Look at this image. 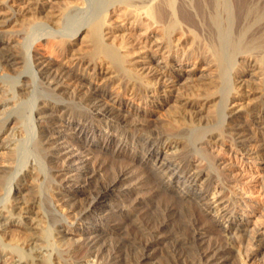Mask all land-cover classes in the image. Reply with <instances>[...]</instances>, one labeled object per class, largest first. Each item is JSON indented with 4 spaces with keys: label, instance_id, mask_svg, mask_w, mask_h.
Listing matches in <instances>:
<instances>
[{
    "label": "bare ground",
    "instance_id": "1",
    "mask_svg": "<svg viewBox=\"0 0 264 264\" xmlns=\"http://www.w3.org/2000/svg\"><path fill=\"white\" fill-rule=\"evenodd\" d=\"M113 17L125 26L111 24ZM15 25L21 29H8ZM45 36L50 37L45 38L47 46L71 64L76 61V69L149 108L129 120L158 113L165 117L161 126L145 118L141 129L156 147L151 153L141 152L146 161L172 159L161 165L162 170L134 171L130 177L129 166L135 167L140 153L110 151L107 160L99 161L90 157L88 149L79 154L83 148L47 147L58 132L55 125L66 116L73 122H85L91 114L117 124L125 119L120 107L104 106L109 96L106 91L84 93L65 87L66 81L81 87L85 76L64 71L50 56L32 55L33 43L40 44ZM193 59L211 70L198 82H191L194 71L179 73ZM15 65L24 68L10 73ZM174 66L180 67L178 73L167 70ZM241 66L246 70H240ZM24 74L28 80L21 79ZM38 76L48 90H71L90 113L74 103L62 106L47 100L37 106L34 84ZM241 100L249 101L240 104L249 115L264 113V0H0V137L6 135L0 146V264H149L152 250L168 247L167 239L173 244L162 248L160 264H186L191 252H196L192 264H217L222 257L232 261L222 255L223 245L201 246L206 229L199 230L194 214L203 206L226 221V234L237 235L244 259L255 261L264 251V234L245 228L248 221L237 213L247 208L244 214L264 218V136L251 138L241 113L226 111L229 101ZM38 115L45 122L34 140ZM255 117L264 125V114ZM109 142L115 145L114 139ZM172 146L181 149L179 154H168ZM81 153L89 158L80 161ZM46 158L48 169L67 174L81 171L82 175L74 174L76 180L81 178L89 185L104 176L88 207L83 188H76L75 183L67 191L68 179L63 184L46 173ZM192 162L204 166L191 174ZM165 176L170 177L166 183ZM182 178L187 186L179 185ZM125 179L135 182L134 189L148 191L149 196L139 201L147 219L138 220L132 210L135 218L110 216L116 221L112 226L81 230L71 228L51 207L48 194L65 192L73 198L66 206L75 221L90 219L93 209ZM169 228L173 233L168 234ZM124 231L126 237L110 242L113 237L107 235ZM99 235L111 240L100 242ZM81 238L87 250L79 257L75 252Z\"/></svg>",
    "mask_w": 264,
    "mask_h": 264
},
{
    "label": "rangeland",
    "instance_id": "2",
    "mask_svg": "<svg viewBox=\"0 0 264 264\" xmlns=\"http://www.w3.org/2000/svg\"><path fill=\"white\" fill-rule=\"evenodd\" d=\"M119 20L120 19L118 17H113L110 22L114 26H118V25L119 26H122V25L125 26V22H122L121 20L120 21ZM126 27H127V25H126ZM8 29L19 31L21 28H19L18 25H15V26L8 27ZM177 37H179V35H177L176 38ZM45 38H50V37H46V36L43 37V39H41L42 40L40 43L41 45L39 44L40 41L33 43L32 48H31L32 55H36V57H38V58L43 57L44 59L48 58L50 56V57H52V60L56 63L57 67L60 68L63 66L62 68L65 69L64 71H68V73H70V74H72V72H73V74H76L79 76H85V79H86L85 83L84 82L81 83V84H83L81 87L84 86L83 88H81L79 84L69 82V81H66V83L68 85L65 83V87H68L69 89L71 88V90L72 89H74V90L78 89L81 91L83 90L82 92H84V93L88 92V90H90V89L93 92L95 90H97L95 92H98V91L101 92L103 90L106 91V93H109V96L105 101L106 103L104 102L105 103L104 106H106L107 109L120 107L119 108L120 112L125 119V121H123L121 124H117V123H115L109 119H104V120L100 121L99 119H97V117L95 115L91 114V118H89L85 122H83V121L73 122V120L70 119V117L66 116L64 119H62V121H59L55 125V129L58 132H56V134L53 136V139H51V144L49 143L47 145V147L49 146L50 148H52V147L54 148L57 146H61V147H64L68 150H76V151L78 148H83L82 151L80 149L77 151V153H79V154H80V152H83V150L88 149L89 152L87 151V153H90V157L94 156V158L96 160L98 159L99 161H105L107 153H109L110 151H113L114 153H119V154L124 153L125 155H127V154L134 155L135 153L136 154L140 153L139 157L135 158V167L129 166L130 177L135 175L134 171H135V173H138L137 171L140 172V171H143L145 169L150 170V171H154L157 169H159L158 171L162 170L163 168H161V165L168 163V161H171L172 159L169 158L167 160H159L158 159L156 161L155 160L146 161V158H144V156L141 154V152L142 151H144V152L150 151L149 153H151L152 151H154V149L156 147L154 145L155 143L151 142V140L148 139L147 136H149V135L145 132L143 133L141 129H142V126H144V124H146L144 122L145 118H148V121L151 120V123H153L155 126H161L163 119H165V117L160 115L161 113H158V115H155L154 117H144L142 115V117H139V118L137 116L134 117V119H132L133 120V122H132V120H129V117H131V115H133L136 112L139 113L142 111H146L149 108L142 103L133 102L131 100V98H129L128 96H124L121 93H118L116 88H114V87L112 88V86L109 85V83L107 85L106 81L99 80L96 77L91 78V76L89 74H84V73H82V71L78 70V68L76 69V61L73 62V64H71L72 61H69L68 59L65 60L64 56H60L58 54V52H56L55 48L47 46V41H46L47 39H45ZM240 61H243V60L240 59ZM188 62H190V63H188ZM188 62L185 66H183V68L181 70H180V67L178 68V66L167 68V70L172 71V72H177V73H178V69L180 70L179 73H183L184 71H194L195 73H194L193 77L191 78L192 79L191 82H198L202 79H205V77H207L209 75V72H211V70L208 68V66H204V67L201 66L197 60L193 59V60L188 61ZM23 65L13 66V68L11 69L12 72H10V73H15V72L20 71L22 68H24ZM243 67L241 66L239 69L242 71H243V69L246 70V67L245 68H243ZM23 78H24V80H28L29 75L24 74L21 79H23ZM42 80L43 79H41L40 76H38L37 80L34 84V91H35V95L37 97V106L42 101H47V100L52 102V103L56 102V103H58V105H62V106L66 105V104H72V103H74V105L76 104L77 106L81 105L79 103V100L75 97V95H72L71 90H70V93H67L69 90L68 91L67 90L61 91L59 93L57 91L48 90V86L44 83L45 81H42ZM97 80H99V81H97ZM88 83H90V84H88ZM69 85H71V87ZM26 87L28 88V87H30V85H26ZM79 87L81 89H79ZM104 87H106V88H104ZM53 92H55V93H53ZM52 94H54V95H52ZM56 94H59V95L56 96ZM118 94H120V95H118ZM241 103L246 105V104H249V101L248 100H241L239 102H232V103H231V101H229V105H228L229 108H227L228 110H226V111L229 112L231 109H236V111L241 113V115H242L241 119H242V121H244L248 125V127H249L248 133L250 134L251 138L252 137L255 138L257 135L264 136V125H259L258 119L255 117V116H259V115L264 114V113L259 112L258 115L255 114V115L251 116L247 113L246 107L243 108L240 106ZM119 105H121V106H119ZM83 106L84 105H81L78 108H81L80 110H82V111L83 110L85 111L87 109L85 112L88 113L89 112L88 108L85 106L83 107ZM39 117L40 116L38 115L37 120H35L37 127H36V134H35L36 136H34V140H38L39 131L42 130L40 128H42V126L44 125V122H45V119H41L42 121L41 120L39 121ZM229 117H230V115H228L227 120L230 119ZM152 119H153V121H152ZM13 125H14V123L9 124L10 127H12ZM74 128H77V129L74 130ZM76 130H79V133L82 131L81 134L76 135L75 134ZM112 139L115 140V145L109 144L110 143L109 141H111ZM5 140H6V135H2L0 137V146L2 145V143L5 142ZM126 141L128 142V145H127L128 147L125 146V144L123 145V142H126ZM75 142L77 145H75ZM237 143L239 145L243 144V143H241V140H238ZM43 144H45V146H46V143H43ZM89 144H90V146H89ZM156 144H157V142H156ZM246 148H248V147H246ZM180 150L181 149H178V148H175L174 146H172V148L168 151V154L169 155H171L172 153L173 154H179ZM144 152H142V153H144ZM85 154L86 153H84V154L81 153L82 159H80V161H84L87 158H89V156L85 157ZM1 155L2 154H0V164H1L2 159H3V155L2 156ZM45 161L47 162V163H45L46 173L49 176H53V174H54V176L57 180L58 179H59V181L63 180V184L66 183L67 181L70 182L69 184L68 183L66 184L68 187L67 191H70V188H69L70 185L75 184V183H76L75 186H77L76 188H78V187L83 188L86 191L85 195H83V199L85 198L84 200L87 203L84 202V204L88 207L89 206L88 203L90 202V199H92L93 194H95V191L97 190L98 185H100V184H102V182H104V176H100L96 179L94 178L93 183L89 185L88 182H83L84 180L81 178H80V180H78V178L76 180V178H75L76 176H74V174H81L82 173L81 171H74L75 173L71 172L69 174H67L66 171L56 172L55 169L54 170L48 169L49 164H48L47 158L44 160V162ZM80 161L78 163V166L82 167V163ZM66 165H69V164L66 163ZM175 165H176V163H174L173 167H175ZM203 166H204L203 163L199 164L198 162H192L191 165L189 166V168H190L189 170L191 171L190 173L192 174L195 171L202 169ZM82 169H84V166ZM168 172L169 171H167L166 173H168ZM70 177H72V178H70ZM63 178H65V180ZM169 179H170V177L165 176L164 182L165 183L168 182ZM180 181L181 182L179 183V185H181L183 187L188 185V182L186 183V185H185V183H182L183 181H185L184 178L180 179ZM54 183L56 185L59 184V182L56 180ZM134 184H135L134 181L127 180V179L123 180V182L120 184V186L115 187L114 191L109 196H107L104 199V201L98 205V207L93 209L94 210L93 212L95 214H93V216L90 219H87L84 221H83V219H80L81 221L80 220L75 221V218H74L75 214L71 212V209H69L68 206H66V203L72 201V199H73V198L71 199L70 197H67L66 196L67 193L63 192L65 194L64 195L61 192L55 191L54 192L55 196L48 194V192H47V194L49 195V198L51 199L50 200L51 207L53 208L55 213L60 218L65 220L69 224V226H71V228H73V229L80 228L81 230L82 229L83 230L88 229V230L95 231V230H100L101 228H105V227H107V225H111V226L114 225L116 223V221H114V219L111 220V218H115V219L116 218L120 219L121 217H126L128 219L129 218H135V216H133L134 214L131 213L132 210H135L134 213L136 214V216H138V220L147 219L148 215H146L147 214L146 208L142 207L143 205H139V201L148 197L149 193L145 188L134 189V186H135ZM59 193H61V194H59ZM68 198H70V199H68ZM209 198H211V195L209 196ZM57 199H62V201H59L60 202L59 203L57 201ZM239 199L246 201V197H240L239 196ZM199 205H202V204L199 203ZM252 207L257 208V205L253 204ZM247 211H248V209L246 208L245 212H247ZM112 213H114L113 215L116 214L115 217L112 215ZM121 213H123V214H121ZM244 213L242 211H239L237 213V216L240 217L241 215H243L242 220L244 222L248 221L247 226L245 223V226H246L245 228H247L248 230H253V229L259 230L257 235L264 234V227H263L264 226V218L259 217L260 215L259 216H251L250 214H244ZM110 216H111V218H110ZM69 217H72V218H70V219H73L72 222H70ZM194 217H196L198 219V222H199L198 226L200 227L199 230H202L201 228L206 229L205 230L206 236L202 240L201 246L204 245V247H205V246H209L211 244H215V245L220 244L218 246L223 245V247L225 248V250L227 252L225 251L224 253H222V255H224L225 257L228 255L227 257L232 258L231 259L232 261H229V262H225L224 257H222L221 259L218 258L216 260V262H214V263H217V264H225V263L226 264H264V251L263 250H262L263 252H261L262 254L259 255L255 261L244 259V257L241 254L237 235H236V237L231 238L228 234H226L224 229H226L227 223L223 219L220 220L219 215H217L214 212L206 211L205 206H203V207L199 208V210L194 214ZM219 221H220V224H219ZM124 230L127 232L126 229H124ZM167 230H168L167 231L168 234H171L174 231V229H171V228H169ZM223 230H224V232H223ZM126 232L123 234H119V235L118 234L107 235V236H109V238L113 237L112 241H110L111 239L108 241L116 242L118 240H121L124 237H126L125 236ZM121 235L122 236L124 235V236L122 237ZM107 236H105V237L107 239H109ZM159 236L161 237L162 234H160ZM85 237H88V236H85ZM98 237L99 238H97V239L100 240V242H102V241L105 242L107 240L103 235H99ZM83 239L84 238L80 239L81 240L79 242V243H81L80 248L75 252L76 255H78L79 257L84 256V254L86 253V250H87L86 247H84V245L82 246ZM101 239H102V241H101ZM108 241H106V242H108ZM166 241H165V244H167L168 247H171L172 245H170V244H173L172 239L171 240L167 239ZM213 241H214V243H213ZM215 241H216V243H215ZM125 243L127 246V242H125ZM163 246L164 247H162V248H164V250L168 249V247H166V245H163ZM157 248L158 247H156L155 250L153 249L152 250L153 252L151 251L154 254L151 253L153 256L150 260H148V262H150L149 264H160L162 259L164 258V256H163L164 250L161 247L158 248V250H157ZM127 250H129V249H127ZM253 251L254 252L257 251V248L253 249ZM129 252L132 253L131 250H129ZM195 254H196V252L188 253L187 254L188 258L186 261H184V263L192 264V261L196 257ZM236 259H239V263L234 262V260H236Z\"/></svg>",
    "mask_w": 264,
    "mask_h": 264
}]
</instances>
